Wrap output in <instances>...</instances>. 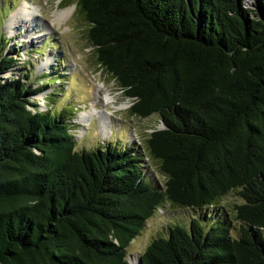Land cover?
I'll list each match as a JSON object with an SVG mask.
<instances>
[{
	"label": "trees",
	"instance_id": "1",
	"mask_svg": "<svg viewBox=\"0 0 264 264\" xmlns=\"http://www.w3.org/2000/svg\"><path fill=\"white\" fill-rule=\"evenodd\" d=\"M78 7L131 113L165 126L147 139L165 188L131 147H76L68 120L40 110L32 72L4 79L17 60L2 37L0 264H132L127 249L165 203L204 210L233 191L238 236L225 219L196 216L139 264H264V0Z\"/></svg>",
	"mask_w": 264,
	"mask_h": 264
},
{
	"label": "rangeland",
	"instance_id": "2",
	"mask_svg": "<svg viewBox=\"0 0 264 264\" xmlns=\"http://www.w3.org/2000/svg\"><path fill=\"white\" fill-rule=\"evenodd\" d=\"M254 1L246 0L247 7L252 6ZM25 2L37 8L35 23L32 27L28 25L14 34L7 27V20ZM63 9L70 10V14L61 23L55 20L54 15L56 11ZM29 28L31 31L29 35L27 33V37L31 38H23ZM89 28V23L78 7V0H0V38L3 37V42L8 45L5 54L13 52L17 60L14 72L6 74L4 79L32 72L33 76L29 83L42 88L41 94L35 97L40 110L63 115L68 120L71 131L78 141L76 147L83 151L99 150L107 146L131 147L134 151L142 153L143 166L150 183L164 189L167 177L161 173L159 163L149 157L147 139L155 130L163 129L165 126L158 115L142 119L131 113L133 101L125 96L113 75L99 64L96 50L88 37ZM50 57H53L50 65L42 66ZM99 86L114 97V105L102 106V99L96 97ZM103 93L101 90L100 94ZM95 97L99 100L96 108L101 111L106 109L111 113V117L108 118L111 121V129L106 130L103 136L98 128L99 119L94 117L80 138L79 124H75L74 121L79 114L86 113L92 108L96 101ZM123 105L127 108L115 109ZM241 203L242 200L235 191L204 210L165 203L155 216L147 221L140 235L127 249L128 260L131 262L134 258L139 264L140 257L153 240L167 236L175 225L188 227L192 218L196 216L204 219L213 217L215 220L225 219L231 226L232 235L238 236L240 223L233 210Z\"/></svg>",
	"mask_w": 264,
	"mask_h": 264
},
{
	"label": "bare ground",
	"instance_id": "3",
	"mask_svg": "<svg viewBox=\"0 0 264 264\" xmlns=\"http://www.w3.org/2000/svg\"><path fill=\"white\" fill-rule=\"evenodd\" d=\"M37 8L31 6V4L25 2L23 3L19 9L7 20V27L10 29L12 33H16L20 30H23L26 28L28 25L31 27L34 25V20H35V10ZM37 11V10H36ZM38 12V11H37ZM70 10H58L55 12V20L60 21L61 23L66 20V18L69 16ZM59 23V22H58ZM26 30V29H25ZM31 31V28L27 29L25 32L26 34L23 35V38L29 39L31 38L30 36L27 37V33L29 35V32ZM37 39V38H33ZM32 40V39H30ZM53 57H50V59H47L42 66L50 65L51 60ZM101 90L104 92L103 95L100 94ZM96 97L99 99H102V106L106 107L108 105H114V97L109 94V92H106L102 86H99L97 91H96ZM95 97V98H96ZM104 97V98H103ZM44 98V96H42ZM97 98L95 99V104H92V108L86 112L79 114L78 118L75 119L74 123L79 124V130H78V137H82L85 133V127L89 125V122L94 118L97 117L99 119V127L101 134L105 136L106 130L111 129V121L110 119L108 120L109 117H111V113H108L106 109L98 110L96 108L97 104ZM45 106V105H44ZM127 106L123 105L121 107L115 108L116 110H124L126 109ZM132 264H138L135 259H132Z\"/></svg>",
	"mask_w": 264,
	"mask_h": 264
}]
</instances>
